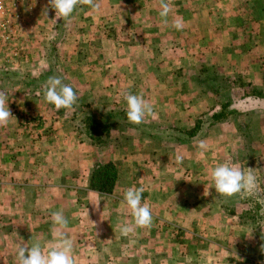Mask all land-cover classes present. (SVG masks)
<instances>
[{
	"label": "rangeland",
	"instance_id": "374dc122",
	"mask_svg": "<svg viewBox=\"0 0 264 264\" xmlns=\"http://www.w3.org/2000/svg\"><path fill=\"white\" fill-rule=\"evenodd\" d=\"M97 2L99 11L78 5L72 16L63 20L56 17L49 0H0V92L10 94L7 100L13 105L12 115L28 134L31 146L35 145L34 155L20 157L21 161L27 159L22 168L31 169V174L8 175L3 181L28 188L23 194L29 197L33 193L29 191L30 184L18 182H39L42 174L38 168L47 169L53 161H60L66 166L70 180L67 184L76 182L72 177L80 170L87 171L79 184L91 191L96 189L92 182L100 177L104 181L114 174L111 192H68L67 198L79 204L78 208H57L55 198L49 207L22 206L12 210L6 206L0 214L29 213L35 220L48 217L49 223L44 225L51 234L47 252L60 239L53 236L52 213L62 211L69 219L67 231L58 226L55 230L66 235L75 233L77 227L79 232L85 229L76 239L78 247L73 248L72 256L75 264H93L90 255L96 250L89 252L94 242L85 239L84 226L97 229L96 218L103 216L105 221L110 215L106 214L109 206H114L111 213L117 208L121 217L123 192L130 187L154 185L157 196L154 190L146 191L149 198L146 192L142 195L153 217H157L153 209L156 198L165 202L176 194L181 207L175 220L157 218L161 224L157 227L161 231L157 243L150 236L141 240L145 252L142 258L146 260L143 264L154 260L149 249L160 245L165 252L163 264H264V204L260 202L264 198V0H209L215 13L211 21L203 15L186 20L187 12L180 13L182 6L191 11L190 2L199 5L197 0H190L185 6L170 0L167 23L160 16L161 0ZM46 7L48 14L44 16ZM220 8L226 11L227 38L212 27L219 26L215 10ZM175 21L183 24L182 30L173 27ZM156 22L161 27L156 30L160 35L144 31L148 26L154 29L155 24L159 29ZM156 38L163 40L155 42ZM198 38H208L210 43H188L189 39ZM235 41H243L244 45L237 46ZM53 76L60 77L76 92L78 99L72 108L57 110L45 100L44 85ZM128 92H143V98L153 106L155 118L146 116L141 124L130 123L124 100ZM223 104L228 108L221 121L209 120L208 114L214 110L219 113ZM198 117H205L209 123L189 143L176 149L192 148L194 161L177 164L175 146L182 143L175 141L177 128L168 125L188 128ZM201 141L207 145L204 150L198 147ZM54 146L55 152L64 153L65 158L58 160L54 151L38 150ZM6 148L7 153L9 149L13 151V145ZM224 163L251 171L261 195H219L211 170ZM33 168H37L35 174ZM96 168L104 172L92 175ZM186 168L192 172L189 183ZM179 169L182 176L176 171ZM168 201L175 203L174 198ZM91 216H95V226ZM9 219L8 215L0 217V264H17L19 248L28 246L27 224L11 223ZM33 224L43 229L40 223ZM125 224H117L115 236L108 240L114 249L136 246L140 241L122 235ZM8 225L17 228V233L6 229ZM154 227L152 223L145 229ZM171 243L178 255L173 253L172 260ZM85 254L88 259L81 261Z\"/></svg>",
	"mask_w": 264,
	"mask_h": 264
},
{
	"label": "crops",
	"instance_id": "0c3cea01",
	"mask_svg": "<svg viewBox=\"0 0 264 264\" xmlns=\"http://www.w3.org/2000/svg\"><path fill=\"white\" fill-rule=\"evenodd\" d=\"M178 2L177 6H182V5H186L187 3H189L190 0H175ZM183 3V4H182ZM196 3V2H195ZM199 5L197 4H193L190 2L191 4V11L188 10V8L184 9L182 6V9L180 11H186L187 12V19L189 20L190 18H192L193 20L195 18H199V16L203 15L204 19H208L209 21H211L212 19V15H214L215 13L213 11H211V4L209 2V0L204 1L203 3L198 2ZM171 7V6H170ZM188 7V6H186ZM216 14L218 16V25L219 26H214L212 25L213 31H218L220 35H222L223 37L226 36L227 38V25L224 22L225 21V17L224 15H226V11H223L221 8L220 9H216ZM179 13V14H180ZM235 14L237 15V12H235ZM256 19H258L256 17ZM206 21V20H205ZM157 23V22H156ZM159 29L157 28L156 24L154 26V29L151 28L150 26H148L147 28L144 29V31H146V33L148 34H154V35H160L161 32L157 33L156 30H160V26L157 23ZM210 25V24H209ZM208 26L207 30H210V26ZM189 32L187 31V34ZM164 36V33L162 34L161 37ZM152 37V36H151ZM163 39L161 38H156L154 41L158 42L161 41ZM171 44H173V41H170ZM188 43L190 45H194V43L199 44V45H207L209 42V39H202V38H198V39H189ZM235 45L239 46V45H244L243 41H240V43L238 44V41L233 42ZM161 44V43H159ZM163 44V42H162ZM226 44V43H225ZM224 45V44H223ZM239 57V60H241L240 56L238 54H236ZM83 57L80 56L79 61H82ZM86 59V58H85ZM1 90V89H0ZM10 95V94H9ZM8 94H6V96H9ZM14 95V94H12ZM140 95L143 96V92L140 93ZM146 98L149 97V94H145ZM8 107L9 110L12 113H14V108L13 105L8 101ZM13 117L10 118L7 126H2L0 127V209L5 208L6 206H9L12 210H14V208H18V207H35V206H42V207H49L51 206V203H53V201L56 200V206L58 208V206L62 207L64 205H68V207H70V205H72L70 207L71 208H78L80 205L77 204L76 202L73 201V199L67 198V196L69 195L68 192H75V191H80V192H84V190H88L90 192H88V194H93L92 192H95L96 194H101V192L97 189H92V191L90 189H88L89 187L83 184H79V181L81 180L80 178H82L83 176L87 175V171L83 173V171H79L76 174L78 176H80L77 179V175H75L74 179H76V182L67 184L66 181H70L68 179V175H67V170H66V166H63V164L60 161H53L52 163H54L53 165H49V168L45 169L44 166H42V169L38 168L40 173L42 174V178L41 181L37 182V181H33V180H29L27 182H18V184L22 185H28L30 184V188L29 191H32L33 193L29 194V197H26L23 193L25 189L28 188H24L22 186H18L15 187L12 184H7L5 183L4 177L11 175V176H16L21 174V176H28L31 174V169L29 168H22L25 166V161H27L26 158H24V161H21L23 159L20 160V157L22 156H27V154H30V156L34 155L33 153V145L31 146V143H29V136L28 134L22 130V128L19 127L18 125V118L14 115H12ZM221 119L216 120V122H220ZM209 123V121L203 122L202 126L204 124ZM194 124V121L192 124L189 125L188 128H180V127H176V124H169L168 126L173 127V128H177L176 130L177 132V138L175 141H179V143L182 144H177L175 146V150L177 149V147H180L181 145H185L187 143L190 142L191 139H193L196 134L194 135H186L185 130L189 129L190 127H192V125ZM182 131V132H181ZM201 131V129H200ZM199 131V132H200ZM198 132V133H199ZM28 136V138H27ZM26 143V146H23L22 143ZM178 143V142H177ZM11 145H13V151L11 149H9V153H7L6 151L8 150L6 147L10 148ZM186 150H176L177 155L181 154V156L183 157V160L185 161H190L193 162V150L192 148H190L189 150L187 148H185ZM41 151V153H52L53 151L55 152V146L48 148V149H38ZM59 150V149H57ZM24 151V152H23ZM56 153V159L61 160L62 158H65V154L61 153L60 151L55 152ZM10 155H14L12 156V158H7ZM82 155V152H81ZM48 157L50 155H47ZM44 161V160H42ZM41 163V161L39 162V164ZM58 164L57 166H54L55 164ZM51 164V163H50ZM39 167V166H38ZM61 169V170H58ZM37 168H33V173L35 174ZM186 170V181H188V183L190 182V176L192 175V172L190 171L191 169L186 168L184 169ZM181 174V176L184 174L180 169L176 170ZM73 174V173H72ZM54 177V178H53ZM86 177V176H85ZM56 179V181H55ZM78 181V183H77ZM177 185V182H176ZM187 189L189 188V186H186ZM174 188L178 191V189L176 188V186H174ZM144 192H152V190L155 191V196H157V192H156V186L152 185L151 187H147L146 185H144ZM65 191V192H64ZM36 192V193H34ZM41 192V193H40ZM111 192V191H110ZM146 192V193H147ZM54 195H53V194ZM148 193L146 194L147 198H149L150 195H148ZM111 195V193H106ZM124 194V192H123ZM144 194V193H143ZM22 195L24 197H22ZM73 195V194H72ZM57 196V197H55ZM176 194H172L170 199L175 200V203H170L168 200H166L165 202H163L162 199L160 198H156V200L154 201L155 206H154V211L156 212L155 216L157 217H153V221L152 223L155 224V227L151 230H147L145 228H137L135 227V225L133 224V217L131 214V210L128 208L127 204L125 202H123V198L121 199V201L123 202V214L121 217H119V213L117 208H115L112 213L110 212V210L112 208H114V206H109L106 207L108 208V210L106 211V214H110L108 216V218L104 221V217L102 216V218L100 216H98L96 218V225L98 226V228H94V227H85L87 232L85 235V239L86 240H91V242L94 246V248H92L89 252H93L91 253V262L93 264H143L142 261L145 260L144 258H142V256H144V250H143V246H141V240L147 238L148 236H150L151 238H153L155 240V242L157 243V240L161 239V231H160V221L157 219L158 217L160 219H163L164 217L166 218H170V219H176L175 217L177 216V210L178 207H181L177 200H176ZM118 198V197H117ZM153 203V202H152ZM170 203V204H169ZM73 204H76L78 206H75ZM142 204H144V202L142 201ZM120 207V204L119 206ZM87 208V207H86ZM32 209H30L31 212ZM110 212V213H109ZM194 212V209H193ZM118 213V214H117ZM72 214V213H71ZM176 214V216H175ZM8 215L11 219H9L8 221L11 223H21V224H27L26 227L27 229H25V235L28 237V246H32V244L34 243H39L42 247V250L46 252V250L48 249V245L49 242L48 240L50 239L51 234L49 232H46L44 230V225H48V217H45L44 215L41 218H37L36 220L34 219V215L29 214L25 215V216H20L19 214H16L15 212H12V214H5ZM3 214H0V217L5 216ZM78 215V214H77ZM75 215L74 218L76 219L78 216ZM65 218L67 219L66 214H64ZM83 218V217H82ZM91 220H92V224L95 222V216H91ZM102 220V221H101ZM133 220V221H132ZM167 220V219H166ZM69 221V219H68ZM104 221V222H103ZM40 223V225L43 226V229L41 227H35L33 223ZM101 222L104 223L103 226L101 225ZM129 226H132L133 229L135 228V230L130 233L129 235H127V238L131 239L134 238L135 240H140L138 244H136V246H132L130 244V246H125L122 248H116L114 249L113 247H111V244H109L108 240L112 239V236L116 233V226L117 224L120 223H125ZM82 223H84V220H82ZM100 223V225H99ZM89 225L91 224L90 222L88 223ZM160 224V225H159ZM95 226V223H94ZM68 227V226H67ZM67 227L63 228L64 231H67ZM159 227V228H157ZM11 229V231L16 232L17 228H15L13 225H8L6 226V229ZM37 228V229H36ZM137 228V231H136ZM41 229V230H38ZM24 230V229H23ZM22 230V231H23ZM75 233L70 232L69 234H66V236L70 239L73 240V248H77V243H76V239L79 236H82L83 234H81L83 231H85V229L82 228L81 232H79V228L77 227L75 230ZM17 233V232H16ZM79 233V234H78ZM134 233H137L136 235H132ZM79 235V236H78ZM115 236V235H114ZM153 236V237H152ZM122 237V236H120ZM75 238V241H74ZM84 239V238H83ZM170 239L172 240L173 238L170 237ZM101 245V246H100ZM171 247H170V260L173 259V244L171 243ZM162 246H157L155 248H150L149 249V255L154 257V260L150 259L151 261L149 262V264H163V260H162V254L165 252H162ZM74 251L76 252V254H81V252L77 251V249H74ZM88 253V252H87ZM174 255L176 257H178V255L176 254V252L174 253ZM87 258V254H85V257L82 256L80 257V260L82 261H86ZM114 259H117L116 261ZM96 260V262H95ZM168 260V259H167ZM146 262V260H145ZM171 263V262H170ZM147 264V263H145ZM172 264V263H171Z\"/></svg>",
	"mask_w": 264,
	"mask_h": 264
},
{
	"label": "clouds",
	"instance_id": "9594fccd",
	"mask_svg": "<svg viewBox=\"0 0 264 264\" xmlns=\"http://www.w3.org/2000/svg\"><path fill=\"white\" fill-rule=\"evenodd\" d=\"M78 5H88L94 11H99L100 3L97 0H49V7L55 10L57 18L67 20L72 16ZM160 16L167 23V17L170 8V0H161ZM48 8L43 11V15L47 16ZM173 27L177 30L183 29V24L180 21H175ZM45 100L55 106L57 110L64 108H72L77 102V94L73 88L62 82L60 77H49L44 85ZM126 101V117L132 124H141L146 116L155 118L153 106L146 101L142 95L132 94L130 92L124 94ZM13 117L9 107L7 96L4 92H0V127L7 126L10 118ZM198 147L202 150L207 148L204 141H201ZM183 157L176 156V163H182ZM211 178L214 182L216 192L223 196L231 198L241 193L260 196V189L256 177L251 171L245 172L236 165L228 163L219 164L211 170ZM144 188L130 187L123 194V202L131 210L134 218V225L137 228H149L152 225V212L145 202L141 203ZM264 204V198L260 200ZM264 215V212L261 213ZM52 222L54 225L53 236H59L57 243L52 245L47 253L42 250L39 243H34L32 246H21L16 257L17 264H75L72 256L73 241L66 235L55 230V227L63 229L68 225V220L63 215L62 211L52 213ZM134 231L132 226L127 224L121 227L122 235H129ZM264 251V246L261 248Z\"/></svg>",
	"mask_w": 264,
	"mask_h": 264
},
{
	"label": "trees",
	"instance_id": "16d2710c",
	"mask_svg": "<svg viewBox=\"0 0 264 264\" xmlns=\"http://www.w3.org/2000/svg\"><path fill=\"white\" fill-rule=\"evenodd\" d=\"M228 108V106L224 105L222 106L221 110L218 112H216L215 110L212 113L208 114V119L213 121V120H218L220 118H222L223 116L226 115V109ZM211 115V118H210ZM208 121L205 117H198L195 119L194 124L192 125V127H190L189 129L185 130L186 135H194V134H198V132L200 131V129L202 128V123ZM110 162H106L105 165H109ZM99 168H96L95 171L92 173V175L94 173L101 174L103 171H101ZM104 181H101L103 177H100L96 182H92L91 186L93 188L99 189V190H105V191H110L112 189V185H113V181H114V174L112 175H108ZM93 181V180H92ZM108 182V185H105Z\"/></svg>",
	"mask_w": 264,
	"mask_h": 264
},
{
	"label": "built area",
	"instance_id": "2783aa9c",
	"mask_svg": "<svg viewBox=\"0 0 264 264\" xmlns=\"http://www.w3.org/2000/svg\"><path fill=\"white\" fill-rule=\"evenodd\" d=\"M1 7V6H0Z\"/></svg>",
	"mask_w": 264,
	"mask_h": 264
}]
</instances>
